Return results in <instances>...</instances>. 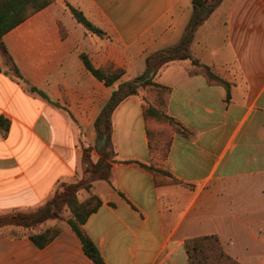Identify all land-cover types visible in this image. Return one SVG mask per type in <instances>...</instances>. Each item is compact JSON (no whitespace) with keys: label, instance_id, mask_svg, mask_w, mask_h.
I'll use <instances>...</instances> for the list:
<instances>
[{"label":"crops","instance_id":"1","mask_svg":"<svg viewBox=\"0 0 264 264\" xmlns=\"http://www.w3.org/2000/svg\"><path fill=\"white\" fill-rule=\"evenodd\" d=\"M193 12L192 0H53L5 34L1 215L35 211L76 182L97 144L115 154L110 181L92 183L100 205L83 230L106 264H190L185 242L207 235L241 264H264V0H221L191 45L199 65L172 62L158 88L142 93L180 130L147 120L140 97L117 108L108 139L95 128L117 85L178 43ZM82 54L96 69L123 70L122 79L106 86ZM149 128L170 134L165 157L151 150ZM59 228L44 248L13 227L0 230V264H95L74 231Z\"/></svg>","mask_w":264,"mask_h":264},{"label":"trees","instance_id":"2","mask_svg":"<svg viewBox=\"0 0 264 264\" xmlns=\"http://www.w3.org/2000/svg\"><path fill=\"white\" fill-rule=\"evenodd\" d=\"M52 1L53 0H0V51L4 57L9 58L8 50L3 42L5 34L38 11L47 7ZM220 1L221 0H192L194 12L180 41L173 46L164 48L150 55L146 59V71L142 76L134 80L121 81L117 85L111 98L104 105L96 120L95 128L100 136L111 133L112 119L115 111L123 102L131 97L141 98L144 115L147 120L158 124L162 123L173 129L180 130V123L172 118L163 108L148 103L146 100L147 98L142 96V93L151 87L158 88V85L154 82L157 74L162 68L172 62L191 60L195 65H199V62L194 59L191 54V45L194 42L197 30L211 16ZM71 12L75 19L88 31L96 34L102 33L100 29L87 20L81 11L71 8ZM81 58L86 68L97 79L103 81L106 86L115 85L124 75V71L119 69H96L85 54H82ZM13 68L15 74L21 78L19 71L15 67ZM152 71H154L155 74L152 78H149ZM205 71L207 75L214 76L208 67H205ZM218 81L221 82L220 79H218ZM158 132L161 133V131L149 128L151 150L155 151V149H157L155 148L157 135L168 136L163 154L161 153V146H158V150L161 151L159 153L165 157L167 155L170 134H166L167 132L159 134ZM123 163H134L144 166L153 173H164L160 169L138 161H125ZM93 168L96 169L95 173H98L102 168H107L105 174L99 176L98 179L110 181V164H103L102 161H100ZM91 187L92 184L90 183L86 185L80 183L64 184L55 192L51 200L33 212L16 211L6 215L0 214V230L7 227L23 229L24 232L12 230L11 233H23L38 247L44 248L59 234L60 228H46L41 232H34L32 230L35 226L49 220L61 219L60 210L63 206H67L72 213V217L65 220L66 224L77 235L87 256L95 264H106L97 246L83 230V225L88 217L94 213L100 205V200L96 195L91 196L85 202L79 201L78 192L83 188L90 190ZM185 250L190 264H241L225 252L222 242L217 235H207L188 239L185 242Z\"/></svg>","mask_w":264,"mask_h":264},{"label":"rangeland","instance_id":"3","mask_svg":"<svg viewBox=\"0 0 264 264\" xmlns=\"http://www.w3.org/2000/svg\"><path fill=\"white\" fill-rule=\"evenodd\" d=\"M158 133L161 134L162 132L161 133L158 132ZM159 137H162V138H159ZM167 139H168V136L157 135L156 141H155L156 142L155 148H157V149H155V152H157V153L161 152L158 150V148H159L158 146L160 145L161 149H162L161 153L163 154ZM113 159H114L113 148L107 147V149H104L103 147H100L97 144L92 145L90 148L86 149V151H85V155H84V159H83V167H82L81 171L79 172L78 178L76 179L77 181L73 182V183H66V184L69 185V184L80 183L82 185H86L89 183L90 184L94 183L96 180H98L99 176L105 174V171L107 170V168H102V170H100L98 173H95L96 169L93 167L100 161H102L103 164L106 163L109 165ZM91 196H93L91 189L86 190L83 188L78 192V199L81 202L87 201ZM60 214H61V219H52V220H49L43 224H39V225L35 226L32 231L37 232L41 229H44L46 227L45 225H48L50 222H54V223L51 224L50 227H48V228H55V229L59 228V226L66 223L65 220L67 218L72 217V213L67 206L62 207V209L60 210ZM7 228L10 229L12 227H7ZM16 230L19 232H24V230L20 229V228H17ZM32 231H29V232H32Z\"/></svg>","mask_w":264,"mask_h":264},{"label":"water","instance_id":"4","mask_svg":"<svg viewBox=\"0 0 264 264\" xmlns=\"http://www.w3.org/2000/svg\"><path fill=\"white\" fill-rule=\"evenodd\" d=\"M154 74H155V72L152 71V72L150 73V75H149V78H152V77L154 76ZM103 138H104V139H108V138H109V135H108V134H107V135H104Z\"/></svg>","mask_w":264,"mask_h":264}]
</instances>
